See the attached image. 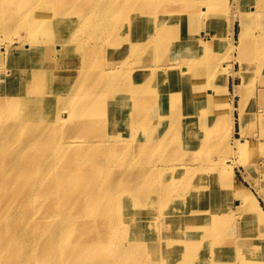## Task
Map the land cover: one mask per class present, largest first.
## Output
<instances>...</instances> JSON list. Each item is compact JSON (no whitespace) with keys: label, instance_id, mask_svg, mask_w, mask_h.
<instances>
[{"label":"bare ground","instance_id":"1","mask_svg":"<svg viewBox=\"0 0 264 264\" xmlns=\"http://www.w3.org/2000/svg\"><path fill=\"white\" fill-rule=\"evenodd\" d=\"M177 1L186 5L193 2ZM207 1L212 7L219 3ZM161 4L152 0H0V113L9 116L0 122V153L10 162L7 174L0 176V192H12L11 199L21 198L20 205L25 209L49 202L55 205V201L64 204L54 219L45 212L40 219L34 214L27 221L23 210L10 212L0 199V264H264V82L259 89L263 103L260 130L257 125L255 131L247 133L242 127L240 139L231 148V133L225 134L224 126L235 131L234 112L242 115V102L234 108L228 101L229 81L236 72L230 67L232 64L208 70L196 62H187L190 57L184 53L175 54L179 45L191 44L193 39L190 35L185 39L181 36V21H174V12L163 10ZM209 5L205 3L204 7ZM146 7L153 12H146ZM259 12L254 7L235 10L241 31L238 45L231 44L238 51V57L233 55L232 59L239 64L238 73L243 80L240 90L251 88L250 95L253 89L258 90L255 82L264 73V33L254 32ZM161 18L164 27L140 41L142 24L143 28L147 22L153 26ZM165 31L171 37L158 47V41L166 37ZM79 34L82 36L77 39ZM14 39L19 41L16 50L11 47ZM214 41L222 44L224 51L231 50L218 38ZM156 47L157 52L173 48L174 53L166 52L165 59L176 62L162 68L125 66L130 55L144 54ZM196 50L201 52L203 46L196 45ZM154 69L157 73H153V78L167 86L164 96L150 95L155 115L136 104L137 112L129 119L127 102L146 100L145 92L153 89L152 79L145 87L141 83L148 77L141 72ZM119 79L127 84L126 89H122ZM79 88L94 92L83 100L77 94ZM185 94L194 105H185L181 111L192 112L194 120L188 129L176 130L173 139L184 134L187 141H183V149L198 153V158L174 169L168 163L178 159L168 157L162 147L153 144L158 141L154 130L159 111L167 112V104ZM65 105H82L84 111L89 105H101L100 116L80 125L55 127L67 114ZM169 122L179 127L188 120L179 114ZM20 126L26 127L27 136L20 135ZM137 129L149 130L150 135L141 142L149 144L135 147L133 154L118 153L123 147L118 145L114 148H118L117 153L107 155L99 151L109 145L75 141L78 135L84 137V132L91 131L96 138H115L116 144L129 130ZM59 133L63 137L57 146L63 149L57 154L58 163L53 164L50 155L38 156L36 148L57 138ZM223 134L228 140L227 152L245 153L241 163L250 173L254 170L250 187L235 188L220 176L200 180L203 173L217 170L219 165L231 174L232 164L221 152L216 163L203 154L216 149ZM258 143L260 150L254 151ZM137 157L146 159L142 169ZM25 171L27 175L21 174ZM51 173L53 178L49 179ZM175 174L190 177L177 196L175 179L160 180ZM31 180L40 183L39 193L28 188ZM90 186L96 189L91 191ZM224 186L232 200L238 201L236 212L223 210L213 202L211 193ZM188 190H205L208 204L176 215L175 203L185 199L189 192H184ZM153 202L160 203L155 216L144 213L134 217L126 213L131 208L153 206ZM160 215L174 216L171 230L165 232L162 241L155 235L156 218ZM191 221L197 226L186 228ZM138 224L139 236L131 239L128 233ZM150 229L154 234L148 240L142 239L140 236ZM10 243L13 248L7 247ZM13 249L20 254H13ZM160 249L170 251L164 262Z\"/></svg>","mask_w":264,"mask_h":264},{"label":"rangeland","instance_id":"2","mask_svg":"<svg viewBox=\"0 0 264 264\" xmlns=\"http://www.w3.org/2000/svg\"><path fill=\"white\" fill-rule=\"evenodd\" d=\"M153 3L157 2H162V7L163 10H167L168 12H174L173 17L177 20V22H180V31H181V36L184 37V39L187 36H191L193 39L191 44H187L186 42L183 43L182 46H178L176 48L175 54H181L184 53V55H188L190 58L189 61L187 62H196L200 67H203L204 69L212 70L216 69L217 67L221 68L224 67L225 65L232 64L230 66L233 68L236 72V75L234 76L232 74V78H230L229 81V94H228V101L232 104V107H238L240 102H242V112L241 116L239 117V113L236 110L234 112V118H235V123H236V128L235 131L230 130L227 126H224V133H228V131L231 133V148L233 146L235 147V144L233 143L235 140L240 139V130L243 127L244 130L247 133L255 131L257 128V125L259 126L260 130V125H261V117L260 113H262L263 109V103L260 99V91L259 89L261 88V82H264V73L258 76L257 81L255 82V85H257V89H253L252 94L250 95V89H242L240 90V86L242 85V76L238 73L239 71V64L234 63V59H232L233 55L234 57H238V51H234L231 48V44L235 46L238 45V35L241 31V23L239 18L235 17V10L240 11L241 9L245 10H251L252 7L258 8L260 15L255 16V31L256 33H264V0H217L219 3L213 4V7L209 5V2L206 0H193L195 4L192 2L189 3L188 5L184 4L183 2H176V0H152ZM170 1V2H168ZM174 1V2H173ZM177 4H176V3ZM200 2V3H199ZM205 3L209 6H205ZM176 4V5H174ZM197 5V6H196ZM202 5V6H201ZM226 7V9L224 8ZM186 10V11H185ZM145 11L148 13H152L153 9L146 7ZM183 16V17H182ZM163 18L160 19V22L158 24H155L152 26L149 22H147L146 27L143 28L144 24H142L140 28L141 32V39L140 41H144L148 39L150 36H153L159 32L161 28L164 27V23L162 21ZM182 19V20H181ZM258 24V27L256 25ZM262 27V30L261 28ZM259 29V30H258ZM23 31H20V34ZM179 33V31H178ZM22 35V34H21ZM82 34L77 35V39H80ZM157 36V35H156ZM165 39H160L158 41V47H160L162 44V41H165L167 38H170L169 32L165 31ZM216 36V37H214ZM17 38V37H16ZM218 38L222 43L227 44L230 46V51H224V46L222 47V44L215 43V39ZM197 42V43H196ZM219 42V41H218ZM11 43V41H10ZM203 46V50L201 52H198L196 50V45ZM19 46V41L17 39H14L12 41L11 47L13 50H16V48ZM207 46L213 51H210L209 49H206ZM221 46V47H220ZM158 47L154 49H149L146 51L144 54H140L137 52L136 55H130L128 59H126L125 66L127 67H141V68H146V67H153L157 65V67L162 68L166 65H169L173 62H176L174 60L172 61H166L165 59V53L166 52H171L174 53L173 48L165 49L163 51L157 52L156 50L159 49ZM2 51V50H1ZM125 53V50L122 52ZM211 58L212 60H208V58ZM223 57H229L228 59H223ZM105 62V61H104ZM187 64V63H184ZM167 67V66H166ZM139 68V69H141ZM159 73H170V71H165V70H158ZM123 73H128L129 71H124ZM141 73H147L148 77L144 79L141 83L145 85L149 82V80L152 79L153 81V89L151 91L145 92L144 97L148 95V99L146 100H140L137 99V101H129L127 102L126 108H127V116L130 117L129 119L133 118L136 114L135 107L137 106L136 104H139L143 108V110L147 113L152 115H155V112L151 111L152 105H153V98L150 97V95H157L159 97L164 96V90L167 88L165 84L161 82V80H156L153 78V73H157V71L154 69L151 72H141ZM180 73V71H179ZM123 79V78H122ZM160 79V78H159ZM120 82L123 87L122 89L124 90V87L126 89L127 84L122 82L120 79L117 80ZM142 86V85H141ZM156 86H158L156 88ZM175 89L178 87L175 86ZM237 89L235 92L234 89ZM169 91H172V84L169 81ZM94 90H88L86 88H79L77 94L85 100L86 98L88 99L89 97L92 96ZM222 94V92H221ZM63 97H57V100H61ZM132 99V98H130ZM250 100V101H249ZM248 102V103H247ZM167 107V112L164 110L159 111V118L157 120V124L154 130V135L158 137V141L153 142L154 145H157L158 147H162V153L167 155L170 158L173 159H178L176 161H169L168 165L172 168H176L180 165L183 164V162H196V159L198 158V153H191L189 150L183 149L185 144L183 141H187L186 137L184 134L179 133V137L177 136L175 139H173V134L176 130L178 129H188L190 127V121L192 122L194 120L193 113L192 112H184L181 111L185 105H194L189 97V95H184L182 98H180L178 101L173 103L171 101V104ZM246 105V106H245ZM67 114H65L60 120L55 127L61 128L66 124H76L80 125L81 123L84 122H92L95 119H97L99 115V110L101 109V105H89L88 110L84 111L82 110V105H65ZM250 107V108H249ZM233 109V108H232ZM249 109V110H248ZM224 110V107L223 109ZM251 110V111H250ZM17 114L22 115L27 113L25 112H18ZM183 115V117L187 118L188 122L184 125H179L176 126L175 124H172L169 122V119L173 115ZM240 118V120H239ZM9 116L0 113V122H3L5 120H8ZM127 120V118H124ZM240 121V122H239ZM129 122V120H127ZM201 124V123H200ZM242 125V126H241ZM244 125V126H243ZM250 125V126H249ZM22 133L20 135L27 136L28 132L26 127H21ZM223 134V137L218 140V147H215L216 149H212L207 152V150L203 153L204 155H207L211 158V161L216 163V160L218 158V155H220V152L224 155L223 158H226L227 161L229 160L232 164V172L231 174H226L225 169L219 165V169L217 170H210L206 173H203L200 177L201 179H205L210 176H220L221 179L227 180L229 183L233 184L235 188H239L242 186L250 187L249 183H253V180L251 178V175L253 174L254 170L252 173H250L246 167L241 163V160H244V154H236L231 152H227L228 149V140L226 135ZM84 137H81L78 135V137L75 138V141H89L93 143H99L100 146L101 144L106 145L109 147H104V150H100L99 153H106L107 155L111 153H117L118 148L114 150V148L118 145L123 146L121 150L118 151V153H124V152H129L133 154L132 152L135 151V147L141 146L144 144H149V141L145 143H141L143 138H146L150 135L149 130H142V129H137V131L134 130H129L125 136H122L123 139H119V142L115 144L114 139L115 138H96L95 134H92L91 131L89 133L84 132L83 133ZM140 137L138 138V136ZM63 137V133H59L57 138H54L53 140L48 141L44 145L38 146L37 152L38 156L41 155H50L52 158V163L57 164L58 163V158L57 154L63 149V148H58L57 144L60 143L61 138ZM131 137L136 139V142H134ZM138 138V139H137ZM120 141L122 143L120 144ZM186 143V142H185ZM125 146H128L125 148ZM102 147V146H101ZM261 148V145L256 144L255 145V150L254 151H259ZM138 153V151H137ZM129 154V155H131ZM135 154V153H134ZM1 157V163L2 166L0 167V176H4L7 174L8 169L10 167V162L6 161L5 159L7 158L4 154L0 153ZM162 157V156H161ZM163 159V158H162ZM195 160V161H194ZM146 159L144 157H137V165L142 169L144 167V162ZM159 163V162H158ZM157 163V164H158ZM161 163V162H160ZM260 167H262V159L259 161ZM23 175H27L28 173L25 171L21 173ZM53 174L51 173L48 178L52 179ZM177 174V173H176ZM174 175V176H163L162 179L160 180H172L175 179V185L179 187L177 189L178 192H176V196L180 194V189L185 187V183L187 180L190 179V177H187V175L182 176L181 174L179 175ZM158 177V173H157ZM180 177L184 178L182 181L180 180ZM27 186L29 189H31L33 192L39 193L41 191V185L37 180H31L27 183ZM181 186V187H180ZM89 189L91 191H94L96 187L90 186ZM189 192L185 191L184 195ZM207 195L208 193L205 190H201L199 192H189L186 196L185 199H182L180 201H176L175 203V208L178 211L176 215L181 214V213H190L194 212L196 209H198L200 206L207 203ZM12 192L8 194H2L0 192V199L4 201V206H7L10 208V212L17 211V210H23L22 212H25L26 214V219L29 221L30 216L35 215V218L40 219L43 214L46 212L50 214L51 218L54 219L55 214H59V207L63 206V201H55V205L57 208H55V205L52 203H46L44 205H41L39 207L33 206L31 208L25 209L20 205L21 203V198L19 197H14L11 199ZM211 196L214 197L213 202L215 203V206H220L223 210H227L230 212H236L238 201L232 200V197L229 193L228 187H223L221 190H218L217 192H212ZM175 198V197H174ZM173 198V199H174ZM156 205L153 202V206H146L141 209H135L131 208L126 211L127 214L133 215L134 217L136 215L143 216L144 215H150L155 216L156 212L160 211V203H157ZM228 204V205H227ZM161 208H164L161 206ZM165 218V216L160 215V217L156 218V223L158 225V228L155 230V235L157 238L162 241V238L166 233H168L171 230V222H173V215L172 217ZM165 222V223H164ZM143 226V224H140ZM140 225L138 224L137 227L133 226V229L130 233V238L134 239L139 236L140 233ZM197 226V222L191 221L187 223L186 228H194ZM160 227V228H159ZM40 230V227H39ZM134 231V232H133ZM149 231V230H148ZM166 232V233H165ZM154 234L153 229H150L149 232L146 233L145 236H140L142 239H149L151 235ZM136 236V237H135ZM162 237V238H161ZM7 247L13 248L12 243H10ZM170 251H166L165 249H160L159 251V256L161 257V261L164 262V259L168 257V253ZM13 254L18 255L20 254V251L18 249H13ZM264 255V253H263ZM8 263V262H6ZM9 264H17V263H9Z\"/></svg>","mask_w":264,"mask_h":264}]
</instances>
